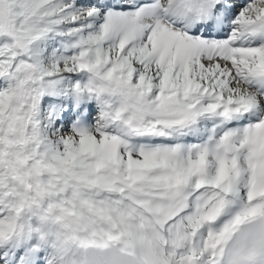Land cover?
I'll list each match as a JSON object with an SVG mask.
<instances>
[{"label": "snow or ice", "instance_id": "1", "mask_svg": "<svg viewBox=\"0 0 264 264\" xmlns=\"http://www.w3.org/2000/svg\"><path fill=\"white\" fill-rule=\"evenodd\" d=\"M0 264H264V0H0Z\"/></svg>", "mask_w": 264, "mask_h": 264}]
</instances>
